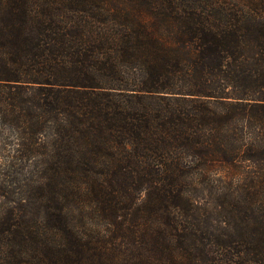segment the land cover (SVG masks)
Segmentation results:
<instances>
[{"label":"trees","instance_id":"1","mask_svg":"<svg viewBox=\"0 0 264 264\" xmlns=\"http://www.w3.org/2000/svg\"><path fill=\"white\" fill-rule=\"evenodd\" d=\"M0 264H264V0H0Z\"/></svg>","mask_w":264,"mask_h":264}]
</instances>
